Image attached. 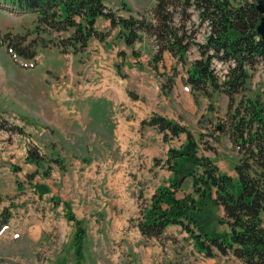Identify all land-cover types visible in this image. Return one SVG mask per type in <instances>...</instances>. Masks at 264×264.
Listing matches in <instances>:
<instances>
[{"label": "rangeland", "instance_id": "374dc122", "mask_svg": "<svg viewBox=\"0 0 264 264\" xmlns=\"http://www.w3.org/2000/svg\"><path fill=\"white\" fill-rule=\"evenodd\" d=\"M105 3L124 17L128 15L125 5L134 14L149 16L154 0ZM108 22L100 17L96 28L108 31ZM35 24L34 13L11 10L0 0V34L30 39ZM204 35L202 30L199 39ZM117 38L111 31L81 53L39 47L32 59L12 57L0 46V124L5 120L7 127L0 129V214L10 212L0 230V264H186L196 259L192 249L190 261L183 259L185 240L175 239L179 251L159 256L160 262L154 255L148 260L150 254L132 253L127 244L124 221L129 222L131 207L136 205L139 216L130 220H137L139 210L151 201L150 187L169 185L162 152L181 144L177 135L169 132L166 140L156 127H141V122L152 114L161 115L156 109L174 106L197 139L203 133L198 154L235 176L238 154L227 135L219 132L227 98L220 93L211 99L199 95L198 103H193L185 82L188 62L183 65L166 51L156 69L150 37L132 47ZM194 55L192 48L188 58ZM225 68L216 61L218 74ZM249 73L251 86L264 90V63ZM71 98L85 102L74 104ZM134 107L143 108V119ZM215 123L214 135L207 134L214 131ZM158 137L163 138L161 151L159 145L154 150ZM28 150L41 160L27 158ZM158 169L164 171L160 177L155 175ZM157 177L155 185L152 181ZM68 211L86 229L80 255ZM210 213L212 228L225 230L226 225L214 218L222 215L221 208ZM213 259L214 264H244L232 254L215 253Z\"/></svg>", "mask_w": 264, "mask_h": 264}, {"label": "trees", "instance_id": "16d2710c", "mask_svg": "<svg viewBox=\"0 0 264 264\" xmlns=\"http://www.w3.org/2000/svg\"><path fill=\"white\" fill-rule=\"evenodd\" d=\"M2 1L36 15L34 37L0 34V46L12 57L32 59L39 47L83 52L91 38L104 40L116 29L118 39L128 46L143 36L152 39L154 68L164 51L183 65L188 62L185 82L196 104L198 94L227 97L219 132L227 135L238 154L234 177L220 171L208 156L198 154L202 132L197 139L183 124L158 114L141 122V127L155 126L166 140L170 133L180 132L186 139L180 147L168 148L164 164L173 176L168 186L156 188L149 205L142 209L138 227L144 236L158 238L167 225L180 224L205 255L212 256L216 250L232 254L244 264H264V90L254 89L249 80V71L264 63V39L256 30L261 17L256 0L237 4L232 0H154L149 16L134 14L125 5L126 17L103 0ZM98 17L109 20L110 30L96 28ZM202 30L205 35L200 40ZM192 48L197 55L190 59ZM216 60L226 67L221 75ZM217 125L207 134L214 135ZM0 129H7L5 120ZM203 142L209 144L206 139ZM27 158L38 163L42 157L28 150ZM186 176L191 178L192 190L177 197ZM215 208L223 211L214 217L226 225L221 232L210 225V212ZM67 217L74 223L73 241L80 255L86 237L83 222L71 211ZM9 218L8 209L0 214V229Z\"/></svg>", "mask_w": 264, "mask_h": 264}, {"label": "crops", "instance_id": "0c3cea01", "mask_svg": "<svg viewBox=\"0 0 264 264\" xmlns=\"http://www.w3.org/2000/svg\"><path fill=\"white\" fill-rule=\"evenodd\" d=\"M103 1H105V0H103ZM98 19L99 18L96 19V25H97ZM108 24H109V22H108ZM112 32H114V30H112ZM96 41H98V40L90 39L88 42V46H89V44H92V42L95 43ZM137 43H140V42H137ZM168 96H171V95H168ZM172 96H175V95H172ZM181 96L184 97L185 95L183 93H181ZM163 97H167V96L163 95ZM84 98L83 99L82 98H78V99L77 98L76 99L71 98L72 99L71 102L74 104H77L80 102H85ZM188 102H189V99H188ZM189 104H190V102H189ZM189 104H188V106H189ZM143 108H145V106ZM143 108H139V107L133 108L139 115H141V119H143ZM156 110H158L161 115H163V116H165V117H167L173 121L180 122V124L184 123V125L186 124L184 121H182L180 119V116L177 113L176 109H174V106L168 107V108L162 107V108H159ZM156 135H158V134H156ZM177 136H178V139L181 140L180 141L181 144L178 146V147H180L185 142L186 135H185V133H179ZM154 144H155L154 150L157 148V145H159L160 151H161L163 148V138L158 137V139H155ZM166 149H167V147H166ZM166 149H164V151L162 152L165 155V156L163 155L164 156L163 158L166 157ZM157 167L158 166H156L155 169H157ZM157 171L158 172L160 171L159 173L158 172L155 173V175L158 174V177L161 176L160 175L161 173H164V171L162 169H158ZM166 172L168 175L167 179L170 180L173 176L172 172L169 169ZM158 177L154 178L152 181L155 183V185L158 183V180H159ZM160 183H162V181ZM154 190H155L154 186L150 187L149 196L153 194ZM191 190H192L191 178H190V176H186L184 178L181 186L176 191L175 195L177 197H182L185 194L190 193ZM149 199H150V197H149ZM149 199L143 204V206L149 202ZM136 210H137L136 205H135V207H131V210L127 216V218L129 219V222L124 221L125 225H126L125 238H126L127 244L130 243V248L132 250V253L135 251H139V252H144V254H150L151 256H147L148 260H152L153 255H154L155 260H157L156 262H158L160 257L165 258L166 256H172L174 254L175 250L179 251L177 241H176V245L173 242L175 239L176 240H185L186 249L184 250L185 256L183 257V259L187 258V262L190 261V249L194 250V252H195L194 257L196 258V259H193L194 261L192 260L193 262L186 263V264H214L215 261H214L213 257H215V254L213 256L206 257V256H204L203 252H201V253L197 252L196 249L194 248L192 240L188 236L187 232L185 230H183L182 227L178 224H170V225L166 226V228L164 229V232L162 233V236L160 238H157V239L153 238V239L149 240L148 242H146L147 239L144 238L138 230V226H137L138 221L137 220H130L131 218H134L133 215L139 216V214L136 213ZM139 213H140V210H139ZM127 226H128V229H127ZM169 247H172L173 249L169 250ZM166 253H167V255H166Z\"/></svg>", "mask_w": 264, "mask_h": 264}, {"label": "water", "instance_id": "95a60500", "mask_svg": "<svg viewBox=\"0 0 264 264\" xmlns=\"http://www.w3.org/2000/svg\"><path fill=\"white\" fill-rule=\"evenodd\" d=\"M256 8L261 13V17L256 26V30L264 39V0H256Z\"/></svg>", "mask_w": 264, "mask_h": 264}]
</instances>
